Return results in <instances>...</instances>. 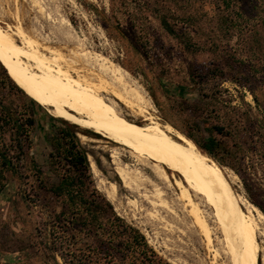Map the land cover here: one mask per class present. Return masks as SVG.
<instances>
[{"label": "rangeland", "instance_id": "rangeland-1", "mask_svg": "<svg viewBox=\"0 0 264 264\" xmlns=\"http://www.w3.org/2000/svg\"><path fill=\"white\" fill-rule=\"evenodd\" d=\"M226 1L0 0V26L17 44H22V37H30L47 56V48L59 52L66 58L61 61L63 67L74 66L73 78L78 73L94 81L102 58L119 66L125 81L144 97L147 113L156 122L171 126L183 137L182 132H187L197 140L215 138L220 143L216 156L223 164L197 148L227 176H234L229 181L236 196L263 214L262 220L256 210L250 211L259 221L261 250L264 0ZM17 28L23 36L16 33ZM31 65L44 80L54 82L44 70ZM13 84L0 69V115L6 120L0 129V146L12 164L11 169H4L5 186L0 193V264H63L57 253L47 250L51 236L45 224L49 217L41 208L45 203L51 207L59 204L39 187L42 182L56 181L48 153L51 138L62 129L74 130L87 159L91 157L95 163V172L89 167L95 187L118 216L139 230L159 258L168 264H213L171 183L166 185L153 175L149 164L130 157L126 148L82 128L77 121L57 118L43 106V111L35 109L29 96ZM101 94L126 120L146 125L143 114L106 92ZM120 167L129 182L132 180L129 188L115 172ZM156 188L162 192L166 209L157 205ZM218 261L216 264H231Z\"/></svg>", "mask_w": 264, "mask_h": 264}, {"label": "bare ground", "instance_id": "bare-ground-1", "mask_svg": "<svg viewBox=\"0 0 264 264\" xmlns=\"http://www.w3.org/2000/svg\"><path fill=\"white\" fill-rule=\"evenodd\" d=\"M15 30L19 36H23L19 28ZM37 43L30 37H22V44H17L12 34L0 26V63L26 95L46 107L53 116L77 121L82 128L126 148L130 157L149 164L153 175L166 185L171 183L178 192V200L187 209L188 217L202 237L213 264L219 259L231 264H264V249L260 250L258 240L259 221L253 218L250 211L256 210L259 218H262L263 214L244 198L236 196L229 181V178L233 180L234 176H227L220 166L209 161L190 140L175 132L171 126L156 122L147 113L148 107L144 97L137 88L126 82V75L125 81L122 68L102 58L101 64L98 63V73H90L95 75L94 81L91 77L88 79L78 73L76 78H73L75 70L71 68L74 66L66 67L67 62L65 67L61 65L65 57L44 46L49 54L47 56ZM92 63L93 61L90 66ZM31 64L44 70L54 82L44 80ZM102 92L110 94L136 113L143 114L142 120L147 122L146 125L141 126L126 120L114 103L102 96ZM89 158V167L93 172L95 163ZM115 172L123 186L129 188L132 180L129 182L125 170L120 167ZM141 180L144 179L141 177ZM110 184L111 188H114V183ZM130 190L137 191L134 188ZM110 194L109 196L112 195ZM154 195L159 202L157 205L166 209L167 204L161 197L159 188L154 189ZM149 199L152 200L150 197ZM151 205L155 206L156 202L152 200ZM218 232L220 235L216 236Z\"/></svg>", "mask_w": 264, "mask_h": 264}, {"label": "trees", "instance_id": "trees-1", "mask_svg": "<svg viewBox=\"0 0 264 264\" xmlns=\"http://www.w3.org/2000/svg\"><path fill=\"white\" fill-rule=\"evenodd\" d=\"M2 66L0 69L7 77L8 73ZM30 101L35 109L43 111L41 105L31 98ZM4 123L6 120L0 115V129ZM14 123L17 127L21 126L18 122ZM214 129L221 133V128ZM182 134L208 157L224 163L222 158L216 156L220 143L215 138L197 140L187 132ZM50 145L48 163L56 181L48 185L42 182L39 187L52 195L59 205H41L49 217L45 224L51 236L47 250L57 253L63 264H168L158 257L138 229L117 215L111 203L97 190L86 152L74 130H60L51 138ZM5 153L6 150L0 146V193L5 186L4 169L12 168ZM56 208L59 211L56 212Z\"/></svg>", "mask_w": 264, "mask_h": 264}]
</instances>
